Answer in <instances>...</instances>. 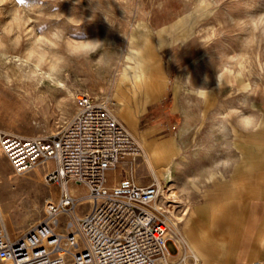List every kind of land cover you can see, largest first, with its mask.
I'll return each instance as SVG.
<instances>
[{"label":"rangeland","instance_id":"374dc122","mask_svg":"<svg viewBox=\"0 0 264 264\" xmlns=\"http://www.w3.org/2000/svg\"><path fill=\"white\" fill-rule=\"evenodd\" d=\"M195 11H206L200 14L201 28L194 42L200 55H208V63L214 72L226 56L234 55L246 63L243 80L232 81L229 89L215 87L219 103L222 98L224 103L228 101L224 104L226 108L229 106L225 116L233 109L245 113L255 99L264 104V31L251 28V21L264 14V0H211L205 4L199 0H0V39L19 42V47L0 55V135L22 138L58 135L76 115L75 99L80 95L105 102L115 115L117 103L111 92L124 66L128 44L134 46L133 27L158 29ZM16 13H21V17L12 26L9 22ZM55 25L63 27L73 40L100 41L102 46L90 57L70 59L68 70L58 83L24 78L16 71L14 58L23 55L35 35L44 34ZM5 27L9 28L8 33L2 31ZM241 85L246 86V99L240 97L244 92L240 91ZM248 92L251 93L248 95ZM219 117L220 113H212L204 119L201 128L186 131V163L175 168L179 186L173 187L175 194L167 192L170 183L158 179L161 169L165 168L163 165L153 168L149 183L160 185L156 206L164 212L173 239L179 246L175 261L193 255L199 264H204L199 255L204 253L210 256V264H250L251 261L257 264L255 258L262 256L264 251L253 242L246 245L237 236L236 229L242 224L233 198L226 195L227 188L220 185L201 187L208 174L195 173L191 163L195 158L209 159V152L222 151L225 145L230 152L228 159L237 163L235 147L243 141L238 137L242 131L237 129L225 144L215 132L214 122ZM260 146L264 148V142ZM143 157L144 153L139 159ZM0 159V210L4 227L14 239L41 221L44 204L54 200V196L60 197V186L56 183L47 185L41 168L24 176L16 175L1 148ZM150 160L156 165L165 163L151 157ZM260 165L264 168V163ZM212 166L208 169L217 171ZM50 169H53L52 165ZM10 176H13V182L4 184ZM259 182L262 210L264 179ZM71 189L76 197L86 196L80 185L69 183V192ZM87 208L83 205L78 214H83ZM260 216L264 217V210ZM203 229L209 231L201 239L199 234Z\"/></svg>","mask_w":264,"mask_h":264},{"label":"built area","instance_id":"2783aa9c","mask_svg":"<svg viewBox=\"0 0 264 264\" xmlns=\"http://www.w3.org/2000/svg\"><path fill=\"white\" fill-rule=\"evenodd\" d=\"M75 104L76 115L56 136L0 135L16 175L41 168L44 182L56 183L61 193L58 202L44 204L41 221L14 239L0 210V264H199L193 255L175 261L177 253L168 252L158 182L106 186L108 170L143 155L129 131L105 102L80 95ZM72 182L84 187V198L70 194Z\"/></svg>","mask_w":264,"mask_h":264},{"label":"crops","instance_id":"0c3cea01","mask_svg":"<svg viewBox=\"0 0 264 264\" xmlns=\"http://www.w3.org/2000/svg\"><path fill=\"white\" fill-rule=\"evenodd\" d=\"M203 13L206 11H195L154 30L141 25L133 27L131 33L136 36L134 46L143 51L147 72L142 82L138 84H122L120 79H117L111 97L117 103L115 116L142 148L144 157L142 159L126 157L114 169L108 170L106 186L109 189L124 180L141 186L148 185L150 184L148 177L153 175V168L163 165L165 168L161 171L169 169L170 174L168 182L170 187L167 192L172 191L175 194L173 187H179L175 168L186 163V131L201 128L204 119L215 112L220 113V117L214 122L216 126L229 110V106L226 108L224 105L228 101L224 103L225 99L222 98L219 103L215 95L216 73L208 63V55H200L194 42L201 28L200 14ZM221 86L223 90L229 89L228 83H222ZM193 88L207 89L209 91L207 98L198 99L193 94ZM246 92L244 91L240 97L246 99ZM250 93L248 92V95ZM253 95L256 96L257 93L254 92ZM245 113L264 118V104L255 99ZM171 129L176 131L162 132ZM238 137L243 138V141L235 147L237 163L233 164L231 171L221 169L219 171L222 175L216 176L217 171L208 169L209 165L215 167L219 161L229 158L230 152L225 140H223L225 144L222 145L226 148L222 151L213 149L214 151L209 152V159L195 158L191 163L195 173L208 174L201 187L220 185L221 188H227L226 195L233 198L242 224L236 229L237 236L246 245L253 242V245L256 244L264 251V217L260 216L264 209L261 210L259 202L261 199L259 180L264 179V168L260 165L264 163V148L260 146L264 142V127L255 132L242 131ZM170 146L175 147V152L166 158L164 164L156 165L151 162L150 154L153 150L166 149ZM213 176L216 178L213 179ZM59 198L54 196L53 201L58 202ZM208 231L200 230L201 239ZM172 235L173 233L169 231L166 247L170 254L177 253L178 256L179 246ZM199 255L204 264H210V256L204 253ZM255 261L257 264H263L264 254L255 258ZM250 264L254 262L251 261Z\"/></svg>","mask_w":264,"mask_h":264},{"label":"clouds","instance_id":"9594fccd","mask_svg":"<svg viewBox=\"0 0 264 264\" xmlns=\"http://www.w3.org/2000/svg\"><path fill=\"white\" fill-rule=\"evenodd\" d=\"M201 4L210 3L211 0H199ZM21 17V13H16L10 20L9 24L14 26ZM27 23V16H24ZM253 30L264 31V14L254 18L251 21ZM5 33L9 32V28L2 29ZM102 46L100 41L92 40H73L67 34V31L55 25L46 33L35 35L30 45L25 49L22 56L15 58L16 71L24 78L32 81H48L50 83H58L60 78L68 70L70 59H81L90 57L99 51ZM19 47L18 40L5 42L0 39V55L5 54L9 49L14 50ZM147 72V67L143 59V51L135 46L128 44L124 55V66L119 71L118 76L122 84H138L142 82ZM246 73V63L237 59L236 56H226L220 64L216 66L217 86L222 83L231 84L232 81L239 82L243 80ZM194 89V95L205 100L208 90L205 88ZM240 91H246V86L241 85ZM234 118V123H233ZM264 127V118L258 117L251 113H244L240 109H233L231 113L221 120L215 126V132L222 139L227 140L231 135L235 134L239 129L245 133L255 132L259 128ZM233 161L224 159L219 161L215 168L216 176H221V169H229L233 166ZM213 176V179L216 178Z\"/></svg>","mask_w":264,"mask_h":264},{"label":"bare ground","instance_id":"6f19581e","mask_svg":"<svg viewBox=\"0 0 264 264\" xmlns=\"http://www.w3.org/2000/svg\"><path fill=\"white\" fill-rule=\"evenodd\" d=\"M16 58V57H15ZM14 58V59H15ZM144 59V58H143ZM144 61H146V59H144ZM67 92V91H66ZM175 152V147H168L166 149L163 148H158L156 150H153L150 154V157L152 158V160L154 161H164L166 160L167 157H171ZM2 163L1 159H0V164ZM13 176L8 177V179H6V183L4 182V184H8L7 182H13L12 181ZM14 179V178H13ZM24 179V178H23ZM159 181H167V183L170 180V174H169V169H166L162 172L159 173L158 176ZM26 183V182H25ZM73 190H70L71 195H75L74 192H72ZM52 200V199H50ZM87 201H84L83 203H86ZM170 235V234H169Z\"/></svg>","mask_w":264,"mask_h":264},{"label":"snow or ice","instance_id":"6c2138e0","mask_svg":"<svg viewBox=\"0 0 264 264\" xmlns=\"http://www.w3.org/2000/svg\"><path fill=\"white\" fill-rule=\"evenodd\" d=\"M21 2H23V0H21Z\"/></svg>","mask_w":264,"mask_h":264}]
</instances>
